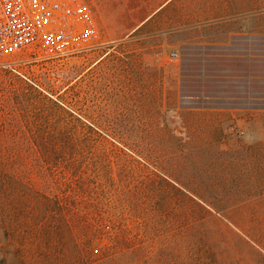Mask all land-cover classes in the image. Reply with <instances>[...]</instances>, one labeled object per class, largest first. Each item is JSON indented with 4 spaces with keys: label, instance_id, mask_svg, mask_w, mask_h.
<instances>
[{
    "label": "rangeland",
    "instance_id": "obj_1",
    "mask_svg": "<svg viewBox=\"0 0 264 264\" xmlns=\"http://www.w3.org/2000/svg\"><path fill=\"white\" fill-rule=\"evenodd\" d=\"M125 1L90 0L101 22L164 0ZM222 1L2 60L0 264H264V9L171 28Z\"/></svg>",
    "mask_w": 264,
    "mask_h": 264
},
{
    "label": "built area",
    "instance_id": "obj_2",
    "mask_svg": "<svg viewBox=\"0 0 264 264\" xmlns=\"http://www.w3.org/2000/svg\"><path fill=\"white\" fill-rule=\"evenodd\" d=\"M100 46L96 21L84 0H0V63L27 49L39 58H57Z\"/></svg>",
    "mask_w": 264,
    "mask_h": 264
},
{
    "label": "crops",
    "instance_id": "obj_3",
    "mask_svg": "<svg viewBox=\"0 0 264 264\" xmlns=\"http://www.w3.org/2000/svg\"><path fill=\"white\" fill-rule=\"evenodd\" d=\"M174 0H164L162 1L159 7L155 8L149 15L145 17H136L132 16L127 19H123L120 21L107 20L97 21L95 17L94 10L91 7L90 0H84V2L89 6L93 17L97 24V29L99 32L100 42L102 41L103 45L108 44H116L123 42L127 39H131L135 37L137 34L142 32H148V27L153 26V23L156 22L159 14L163 12ZM125 0H116V4L125 3ZM143 4L147 3L145 0H137L135 4ZM264 9V0H228L222 2H214L213 4H209L206 9L203 11L211 13L212 16L209 19H196V20H186L183 24V20L176 18L172 19L173 25L171 28H179L183 26H189L193 24H198L213 20H221V19H230L239 17L245 14L257 12ZM117 12L116 6L114 8H103V13L107 14L109 12Z\"/></svg>",
    "mask_w": 264,
    "mask_h": 264
}]
</instances>
